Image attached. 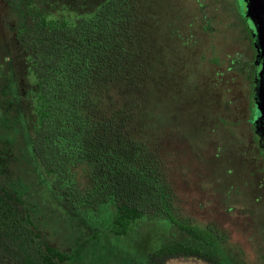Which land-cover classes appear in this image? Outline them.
<instances>
[{"label":"rangeland","instance_id":"374dc122","mask_svg":"<svg viewBox=\"0 0 264 264\" xmlns=\"http://www.w3.org/2000/svg\"><path fill=\"white\" fill-rule=\"evenodd\" d=\"M110 1L0 0V187L46 247L67 254L61 264H264L258 52L245 0H133L150 49L146 70L113 94L135 111L146 156L132 169L142 216L126 233L115 229L117 195L100 200L107 162L78 152L65 177L37 155L41 78L22 11L74 24ZM4 253L0 264H12Z\"/></svg>","mask_w":264,"mask_h":264},{"label":"trees","instance_id":"16d2710c","mask_svg":"<svg viewBox=\"0 0 264 264\" xmlns=\"http://www.w3.org/2000/svg\"><path fill=\"white\" fill-rule=\"evenodd\" d=\"M139 15L133 0H112L94 17L80 18L74 24L53 25L41 11H22L20 35L34 51L41 78L35 151L47 171L65 177L78 152L79 157L107 162L100 200L117 195L118 233H126L130 222L142 216L133 200L139 185L132 169L145 161V150L133 134L135 111L113 98L130 75L147 68L148 59L141 55L149 46L142 39ZM19 204V199L0 187V252L12 264H61L67 254L46 247ZM179 246L168 245L164 250Z\"/></svg>","mask_w":264,"mask_h":264},{"label":"water","instance_id":"95a60500","mask_svg":"<svg viewBox=\"0 0 264 264\" xmlns=\"http://www.w3.org/2000/svg\"><path fill=\"white\" fill-rule=\"evenodd\" d=\"M247 1V21L252 30L254 44L258 50L256 60V93L255 99L262 116L256 124V133L264 140V0Z\"/></svg>","mask_w":264,"mask_h":264},{"label":"flooded vegetation","instance_id":"af4514ba","mask_svg":"<svg viewBox=\"0 0 264 264\" xmlns=\"http://www.w3.org/2000/svg\"><path fill=\"white\" fill-rule=\"evenodd\" d=\"M246 18H247V14H246ZM247 23H248V21H247ZM248 25H249V23H248ZM249 29H250V27H249ZM250 31L252 33V30L251 29H250ZM257 52H258V50H257ZM255 93H256V85L254 86V93H253V95H255ZM257 138H258V145H259L260 149L262 150V152L264 153V140L261 138V136L259 134H257Z\"/></svg>","mask_w":264,"mask_h":264}]
</instances>
